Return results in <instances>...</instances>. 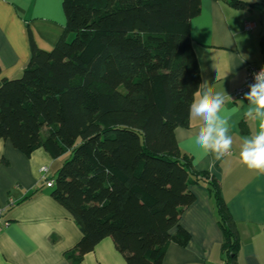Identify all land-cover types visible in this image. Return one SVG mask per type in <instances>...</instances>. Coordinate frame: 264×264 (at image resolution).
I'll return each mask as SVG.
<instances>
[{
	"label": "trees",
	"instance_id": "16d2710c",
	"mask_svg": "<svg viewBox=\"0 0 264 264\" xmlns=\"http://www.w3.org/2000/svg\"><path fill=\"white\" fill-rule=\"evenodd\" d=\"M215 1L264 7V0ZM62 5L65 32L55 45L42 50L31 40L21 74L1 81L0 138L26 156L37 148L51 159L70 155L50 192L81 231L68 258L78 262L109 236L127 264H165L168 230L195 200L192 165L173 131L187 125L200 85L189 32L200 0ZM209 184L221 248L235 264V224L217 185Z\"/></svg>",
	"mask_w": 264,
	"mask_h": 264
},
{
	"label": "crops",
	"instance_id": "0c3cea01",
	"mask_svg": "<svg viewBox=\"0 0 264 264\" xmlns=\"http://www.w3.org/2000/svg\"><path fill=\"white\" fill-rule=\"evenodd\" d=\"M199 7L189 31L199 82L207 80L216 90L225 89L234 100H241L233 92L242 83L247 64H264V10L257 11L264 7L256 3L237 9L215 0H200ZM63 11L62 0H0V84L21 74L30 58L31 40L42 50L55 45L65 32ZM245 23H250L249 29H244ZM244 103L227 104L229 110L240 108L230 119L235 143L232 152L211 168L207 159L202 166H193L191 148L175 131L196 127L190 115L186 126L173 131L192 165L188 189L195 200L168 230L171 240L163 255L165 264H231L221 248L223 236L210 181L217 185L235 224V264H264V175L249 170L238 157L239 137L256 130V122L243 115ZM59 158L51 159L42 148L26 156L0 138V206L2 219L9 222L0 229V264H127L109 236L78 262L66 256L81 239V231L71 214L52 199V187L44 184L41 175L42 166L51 173ZM179 228L188 234L186 241Z\"/></svg>",
	"mask_w": 264,
	"mask_h": 264
},
{
	"label": "clouds",
	"instance_id": "9594fccd",
	"mask_svg": "<svg viewBox=\"0 0 264 264\" xmlns=\"http://www.w3.org/2000/svg\"><path fill=\"white\" fill-rule=\"evenodd\" d=\"M252 75L253 82L241 100H234L225 89L216 90L207 80L193 93L189 115L197 122L196 127H181L175 131L179 133L180 140L191 148L194 167L202 166L207 159V166L211 168L216 161L232 152L235 141L230 119L240 112V108L229 110L227 104L231 101L243 105L247 101L243 115L256 122V130L239 137L238 157L249 170L264 175V66Z\"/></svg>",
	"mask_w": 264,
	"mask_h": 264
},
{
	"label": "built area",
	"instance_id": "2783aa9c",
	"mask_svg": "<svg viewBox=\"0 0 264 264\" xmlns=\"http://www.w3.org/2000/svg\"><path fill=\"white\" fill-rule=\"evenodd\" d=\"M250 23H245L244 25V29H249L250 28ZM264 66V64L262 65H254V64H247L246 69H245V73H244V77L242 79V83L235 88L234 96L238 99H242L244 96V93L248 91V85L250 83L253 82V73L254 72H258L260 70V68ZM47 173H48V167L47 166H42L41 167V175L44 179V184L47 187H52L54 185V179L51 177H47ZM3 207L0 206V229L6 225H8V221L7 220H3L2 219V213H3Z\"/></svg>",
	"mask_w": 264,
	"mask_h": 264
},
{
	"label": "rangeland",
	"instance_id": "374dc122",
	"mask_svg": "<svg viewBox=\"0 0 264 264\" xmlns=\"http://www.w3.org/2000/svg\"><path fill=\"white\" fill-rule=\"evenodd\" d=\"M262 10H264V9L260 8V10H257V11H260V12H261ZM262 12H263V11H262ZM71 38H72V37L69 36L68 40L70 41ZM18 76H19V75H18ZM69 156H70V155L66 153V154H63L59 159H57V160L55 161V162H56V163H55L56 165H53V167L51 168V171H50L51 173H49V172H48L49 174L47 173L48 176L51 174L50 176L54 177V176L56 175L55 173H56V170H57V168H58L57 166H60V165L62 164V162H63L65 159H67ZM58 164H59V165H58Z\"/></svg>",
	"mask_w": 264,
	"mask_h": 264
}]
</instances>
